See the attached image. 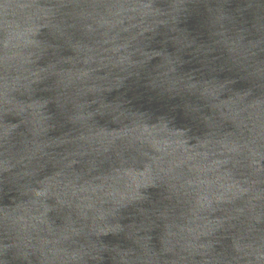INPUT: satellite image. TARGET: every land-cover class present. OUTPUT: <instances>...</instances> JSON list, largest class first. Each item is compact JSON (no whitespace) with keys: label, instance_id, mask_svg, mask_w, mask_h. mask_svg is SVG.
I'll use <instances>...</instances> for the list:
<instances>
[{"label":"water","instance_id":"water-1","mask_svg":"<svg viewBox=\"0 0 264 264\" xmlns=\"http://www.w3.org/2000/svg\"><path fill=\"white\" fill-rule=\"evenodd\" d=\"M0 264H264V0H0Z\"/></svg>","mask_w":264,"mask_h":264}]
</instances>
